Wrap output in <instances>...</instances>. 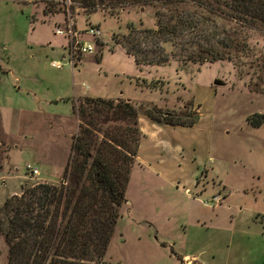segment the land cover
Wrapping results in <instances>:
<instances>
[{
    "label": "rangeland",
    "instance_id": "1",
    "mask_svg": "<svg viewBox=\"0 0 264 264\" xmlns=\"http://www.w3.org/2000/svg\"><path fill=\"white\" fill-rule=\"evenodd\" d=\"M151 3L107 0L87 13L72 4L75 29H100L95 51L73 66L64 58L67 35L56 32L68 22L65 0H0V131L10 146L0 170V204L21 185L57 183L63 174L46 180L44 172L47 162H68L78 129L69 120L53 127L42 112L71 114L79 96L124 97L137 103L143 132L105 264H263L264 124L254 127L248 117L264 112V93L251 91L248 76L225 60L139 69L117 41L129 34L131 20L154 23ZM137 76L161 78V88L137 85ZM149 103L176 114L186 106L200 119L192 127L158 123L143 112ZM172 142L185 148L183 158ZM26 163L40 173L32 175ZM173 172L182 179L174 180ZM196 174L198 184H190ZM0 264H7L3 236Z\"/></svg>",
    "mask_w": 264,
    "mask_h": 264
},
{
    "label": "trees",
    "instance_id": "2",
    "mask_svg": "<svg viewBox=\"0 0 264 264\" xmlns=\"http://www.w3.org/2000/svg\"><path fill=\"white\" fill-rule=\"evenodd\" d=\"M71 1L87 13L107 0ZM134 1L152 2L154 23L131 20L129 34L117 42L139 69L225 60L248 76L251 91L264 93V0ZM67 9L65 3V13ZM255 33L262 39L253 41ZM143 43L147 49L139 48ZM160 80L135 78L137 85L150 89L161 88ZM143 112L153 121L173 126H192L200 117L186 106L176 114L155 103L145 105ZM76 113L79 129L59 182L21 185L20 193L0 204L7 264H105L139 148V109L122 97L84 96ZM190 115L191 119H182ZM248 121L261 126L264 112L252 113ZM9 158L10 146L0 131V170Z\"/></svg>",
    "mask_w": 264,
    "mask_h": 264
},
{
    "label": "built area",
    "instance_id": "3",
    "mask_svg": "<svg viewBox=\"0 0 264 264\" xmlns=\"http://www.w3.org/2000/svg\"><path fill=\"white\" fill-rule=\"evenodd\" d=\"M65 3L68 6L66 14H69L68 22L64 28H57L56 32L59 34L67 35L68 46L64 54V58H67L68 62L76 66L77 60H80V57L87 53H92L95 51L96 43L100 37V29L98 26L89 25L82 30L75 29L74 18L69 6L73 3L71 0H65ZM87 36H92V39L87 38ZM53 66L61 67L62 63L60 61H54ZM26 168L28 171L36 176L40 173L39 167L31 163H26ZM214 199L218 201V196L215 195ZM208 204L207 201H205Z\"/></svg>",
    "mask_w": 264,
    "mask_h": 264
},
{
    "label": "crops",
    "instance_id": "4",
    "mask_svg": "<svg viewBox=\"0 0 264 264\" xmlns=\"http://www.w3.org/2000/svg\"><path fill=\"white\" fill-rule=\"evenodd\" d=\"M86 96H91V95H86ZM82 96H79V97H77L76 98V100L74 101V103H73V111H72V113L71 114H62V113H57V112H52V113H43L42 112V116L44 117V119H48V121L50 122V124L52 125L53 124V122H55V121H57V120H61V121H67V120H69V121H75V126H76V128L77 129H79V123H80V119H79V117H78V114L76 113V107H77V105H78V103L80 102V98H81ZM84 97V96H83ZM91 97H93V96H91ZM124 98V97H123ZM127 99V98H126ZM41 112V111H40ZM74 115H75V120L73 119V118H71V117H74ZM200 119V118H199ZM152 120V119H151ZM138 123H139V128H140V118L138 117ZM197 123V122H196ZM195 123V124H196ZM194 124V125H195ZM167 125V124H166ZM194 125H192V126H194ZM53 127H56L55 125H52ZM173 126V125H172ZM192 126H179V127H192ZM75 128V129H76ZM77 131V130H76ZM140 132H141V137H142V130L140 129ZM33 138V137H32ZM141 139L142 138H140V141H141ZM140 144H141V142L139 143V148H138V152H139V150H140ZM171 146H172V148H173V150L178 154V157L181 159V158H183V152L185 151V148L182 146V144H180V143H171ZM32 149H33V151H34V154H35V159L36 160H40L39 159V156H37V153H38V149L36 148V147H33L32 146ZM138 152H137V156H138ZM193 156V155H192ZM136 159H137V157H136ZM41 161V160H40ZM44 161V160H43ZM45 162H47V161H45ZM50 166H51V168L49 167L48 169H50V170H47L46 172H44V173H46L45 175V177H46V180L47 179H49V180H51V179H55V178H57V177H59V175H60V172L61 171H63L64 170V168H65V166H66V161H65V163H63V164H60V165H51L52 163H50V162H47ZM151 166V165H150ZM155 168V170H156V172H158V175L159 174H161V175H164V170H163V167H159V166H157V167H154ZM56 172V173H55ZM58 173V174H57ZM170 174V173H169ZM198 175L199 174H196V175H193L192 176V178L190 179L191 181L189 182L190 184H192L193 182L195 183V185H197L198 183H197V180L200 178H198ZM171 177H173V179L174 180H176V181H179L178 180V178H180V179H182L181 178V173H175V172H173V176H171ZM185 189L186 190H188L189 189V187H185ZM188 192H190V190L188 191ZM14 193H17V192H14ZM226 199H227V197H226ZM185 256V258L186 259H188V258H190V259H192V257L191 256H189V255H184ZM183 256V257H184Z\"/></svg>",
    "mask_w": 264,
    "mask_h": 264
},
{
    "label": "water",
    "instance_id": "5",
    "mask_svg": "<svg viewBox=\"0 0 264 264\" xmlns=\"http://www.w3.org/2000/svg\"><path fill=\"white\" fill-rule=\"evenodd\" d=\"M214 84L219 85V84H223V81L219 78H215L213 81Z\"/></svg>",
    "mask_w": 264,
    "mask_h": 264
}]
</instances>
